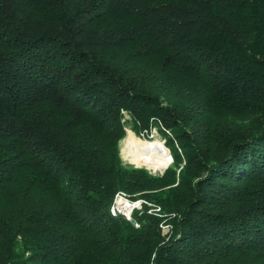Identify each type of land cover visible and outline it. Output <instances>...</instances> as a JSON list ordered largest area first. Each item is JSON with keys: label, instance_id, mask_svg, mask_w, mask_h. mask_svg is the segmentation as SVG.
I'll list each match as a JSON object with an SVG mask.
<instances>
[{"label": "trees", "instance_id": "1", "mask_svg": "<svg viewBox=\"0 0 264 264\" xmlns=\"http://www.w3.org/2000/svg\"><path fill=\"white\" fill-rule=\"evenodd\" d=\"M0 264H264V0H0Z\"/></svg>", "mask_w": 264, "mask_h": 264}, {"label": "bare ground", "instance_id": "2", "mask_svg": "<svg viewBox=\"0 0 264 264\" xmlns=\"http://www.w3.org/2000/svg\"><path fill=\"white\" fill-rule=\"evenodd\" d=\"M122 145L124 156L129 161L147 165L153 170L165 169L171 160L168 150L155 140L145 139L141 143H135L127 137L122 141Z\"/></svg>", "mask_w": 264, "mask_h": 264}, {"label": "built area", "instance_id": "3", "mask_svg": "<svg viewBox=\"0 0 264 264\" xmlns=\"http://www.w3.org/2000/svg\"><path fill=\"white\" fill-rule=\"evenodd\" d=\"M163 142V141H162ZM164 143V142H163ZM132 200V199H131ZM128 194L124 191H117L114 194L113 201L110 204L109 212L112 216H115L116 214H123L127 219L132 218V212L133 209L135 210H142L143 209V203L147 204L148 212L157 214L159 211V207H150L151 204L145 200L137 199L131 201ZM134 225H137L136 222ZM161 232L162 234L166 235L168 232H170V225L169 224H160Z\"/></svg>", "mask_w": 264, "mask_h": 264}, {"label": "rangeland", "instance_id": "4", "mask_svg": "<svg viewBox=\"0 0 264 264\" xmlns=\"http://www.w3.org/2000/svg\"><path fill=\"white\" fill-rule=\"evenodd\" d=\"M167 132H168V130H167ZM145 134L148 135L149 138H141V137H138V136L134 135L133 132H132L129 128H126V134H125L124 138L119 142V152H120L121 158H122V160H123L124 163L132 164V165H134V166H136V167H143V168H146L151 174H154V175H160V174H162L167 168H169V167H171V166H174V161H173V158H172L171 154H169L170 157H171L170 162L168 163V165L166 166V168L163 169V170H161V171H159V170H153V169L149 168L147 165H139V164H137V163L131 162V161H129L128 158H126V157L124 156L122 141H123L124 139H126L127 137H128L132 142H135V143H141V142H143L145 139L155 140V141H158L162 146L165 147V145H163V144L161 143V140H160V139L162 138V135H161V132L158 130L157 127H151V128L148 130V132L145 133ZM165 148H166V147H165ZM166 149H167V150L169 151V153H170V150H171V149H170L169 147L166 148ZM183 163H184V161L182 160L181 164H183ZM181 164H180V165H181ZM130 200H131V199H130ZM131 201H133V200H131ZM134 210H135V209H133V211H134Z\"/></svg>", "mask_w": 264, "mask_h": 264}, {"label": "water", "instance_id": "5", "mask_svg": "<svg viewBox=\"0 0 264 264\" xmlns=\"http://www.w3.org/2000/svg\"><path fill=\"white\" fill-rule=\"evenodd\" d=\"M131 224H134L135 223V220L133 218L129 219Z\"/></svg>", "mask_w": 264, "mask_h": 264}]
</instances>
